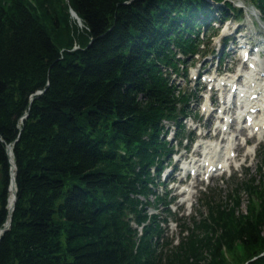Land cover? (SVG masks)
I'll list each match as a JSON object with an SVG mask.
<instances>
[{
  "label": "trees",
  "instance_id": "16d2710c",
  "mask_svg": "<svg viewBox=\"0 0 264 264\" xmlns=\"http://www.w3.org/2000/svg\"><path fill=\"white\" fill-rule=\"evenodd\" d=\"M249 1L264 16V0ZM241 10L234 0H0V229L10 143L17 165L0 264H264V157L260 181L227 201L206 195L207 213L168 252V219L150 212L171 214L156 190L174 148L166 121L181 135L191 112L193 94L173 75L216 12Z\"/></svg>",
  "mask_w": 264,
  "mask_h": 264
},
{
  "label": "rangeland",
  "instance_id": "374dc122",
  "mask_svg": "<svg viewBox=\"0 0 264 264\" xmlns=\"http://www.w3.org/2000/svg\"><path fill=\"white\" fill-rule=\"evenodd\" d=\"M236 1L235 2L238 6H245L243 19L240 22H235L233 19H230L220 23L219 29L215 33L216 35L213 34V30L211 29L207 31L206 36L209 37V39L207 40L206 47L203 49L202 53L200 55L188 56L181 73L178 75H173V79L179 83L182 89L195 91L198 94L196 95L195 99L191 101V114L187 116L186 119L183 117V122L186 124L184 133H186V137L189 136L188 140H184L182 143H180V139L176 138L174 123L166 121V127L168 130H170L166 138L170 141V143L175 145V151H178V155L172 157L171 164L166 170H163L160 175V179L162 182L164 181L166 185L163 183L156 189L157 192L166 197L168 201H173L171 211L172 213L170 214L169 222H167V227H165V239H168V241L172 242L170 246L164 248V250L167 252L168 248L170 250L172 247L178 245L182 238L185 237V235H188V232L183 229V225L186 227H193L194 221L199 220L203 214L207 213V208L203 204V198L206 195H212L215 197V200L227 201L229 199L228 194L236 187L241 186L242 182L246 181L248 178L255 176L260 181L258 164L260 163L261 158L264 157V134H257V136H253L249 140L248 145H245V138H248L247 134L245 135L246 130H239L240 124L237 123L235 124L233 130L226 134L231 136L229 137L230 139H227L224 142H220L221 140H215V138L218 139L219 136L223 135L222 132H219V130L222 127L224 120L217 119V117L214 118V113L209 112L210 110H213L212 108H214L209 99L210 93H214V90L210 92L209 82H204V79L201 78V76L200 78H196V75L199 72L205 75H213L217 67L223 70V75L225 77L232 76L236 72H242L245 74L248 71L246 69V64H242V62H239L238 59H236V62L235 58L237 56V52L231 51V55H228L229 46L231 43L227 45V50L226 47L223 49L221 48L223 37L225 35L231 34L236 27L241 26V28L246 31L245 33L248 32L254 38L253 40L257 42L259 41V34L260 36H264V19L261 18L260 12L256 8L251 7L249 3L244 5L243 0ZM217 14L219 13L217 12ZM218 23L219 22L216 24ZM236 45H238L237 42ZM213 50L216 52L214 55L211 53ZM223 50L226 51L224 52V57L221 64L218 66L219 54ZM232 58H234L233 60L235 61H233ZM229 67H232L230 69L231 73L226 72L228 71L227 69ZM238 67L241 68V71L238 69ZM233 77L236 78L237 75ZM243 80L244 78L242 81ZM239 83L241 82L239 81ZM220 93L215 92L216 99L221 102L223 97L220 96ZM225 105L226 104H223V106ZM222 107L220 108L222 109ZM235 109L236 107L234 106V110ZM236 110L238 111V109ZM208 113H210L209 118ZM215 113L220 114V109L215 110ZM227 113L228 112H226V114ZM226 117L234 118V116ZM197 118H201V120L197 121ZM209 119H211V121ZM217 132L219 133L218 136L216 135ZM231 139L233 140L232 143L230 142ZM216 144L225 147V149L223 148V154L228 151V146L233 144L232 149L237 155L236 157L232 158V161H234V166L227 168L223 176L214 177L210 180L207 179V181L201 182L197 187H194V189H189V183H179L178 177L180 175L177 172L179 170L173 172L171 175L172 177H169H175L174 180L166 181L165 176L170 171H172L174 164L176 163V161L173 160L175 157L184 155L186 160L188 155L191 154L198 145V149L205 152L210 149V146L208 145ZM197 155L198 156H196L195 159H197V163L201 164L203 157H201L200 154ZM168 160L169 159L164 160L163 166L167 164ZM190 181L194 183L196 182V179L192 176H189V182ZM186 188L189 189L188 192L184 191ZM241 196V208L242 211L246 212L248 210L249 198L244 192ZM180 204H182L181 208L179 207ZM164 207L165 205H158L159 209L157 212L160 215L164 214L165 216ZM150 210L152 212L156 211L153 208Z\"/></svg>",
  "mask_w": 264,
  "mask_h": 264
},
{
  "label": "bare ground",
  "instance_id": "6f19581e",
  "mask_svg": "<svg viewBox=\"0 0 264 264\" xmlns=\"http://www.w3.org/2000/svg\"><path fill=\"white\" fill-rule=\"evenodd\" d=\"M234 33H235V31H233L229 35H226V37H229V36L230 37H234L235 36V43L236 42L237 43H240V40L238 39V37H236V34H234ZM246 35L247 34L245 33V36ZM252 62L254 63V67L252 68V70H250V72L247 71L244 76L240 74L239 77H238V79H237V81H239V79H241V77H243L245 79L244 81H246L245 86L248 88L246 90L242 85H240L241 88L243 87L245 89V90L241 91V93H244V92H246V93L245 94H242V96H241V98H240L239 101H242L243 97L249 95L250 93H251L249 95L250 98L252 97V93H257L262 98L264 97V86L261 89V86L264 85V62L262 60H257V61L252 60ZM237 81H234V82H237ZM249 84H250V87H248ZM223 89H224L225 92H227L228 85H225L223 87ZM241 93H240V95H241ZM232 101L233 102H232V104L230 106V109L227 110L226 108H224L223 109V112H225V113L226 112H228V113L232 112L233 113L235 111L234 110V106H236V102H235L236 100L235 99H232ZM240 103H241V112L239 113V116L238 117H240L241 115H244V113L246 111L248 112V109H244V105L247 104V103H249V102H247L246 99H245V102H240ZM254 105H252V106L254 107ZM209 120L211 121V119H209ZM232 123H233V121H231L228 124H229V127L231 126V128L233 129ZM261 124L262 123L255 122L254 125H260V127L263 128L261 126ZM263 132H264V130H260V133H263ZM217 136H218V133H217ZM227 139H226V132L224 133V135L222 137H218V140H221V142H224ZM208 146H210L209 152L206 154V157L203 158V161L206 160L208 162V164H205V163L199 164L197 162H191V163H194L193 166L194 167H197V169H198L199 172L201 171V168H204L205 167L207 169V167H209L210 165L217 166L220 162H222L226 158L225 155H227L228 153H230V151L232 150L231 148L228 147V151L223 154V152H224L223 151L224 146H220V145H215V146L214 145H208ZM195 153L200 154V152H199L198 149L195 150ZM219 169H221V168H219ZM14 171H15V169L13 168V170H12V175L13 176H14ZM171 175H172V173H169L168 174V178L169 177H172ZM13 203H14V188H13V185H12V187L10 189L9 206L11 207L13 205Z\"/></svg>",
  "mask_w": 264,
  "mask_h": 264
},
{
  "label": "water",
  "instance_id": "95a60500",
  "mask_svg": "<svg viewBox=\"0 0 264 264\" xmlns=\"http://www.w3.org/2000/svg\"><path fill=\"white\" fill-rule=\"evenodd\" d=\"M73 12V11H72ZM73 14L77 17V14H75V12H73ZM43 91H39V93H42ZM33 98V97H32ZM12 146H13V143H10L8 144L7 146V150H8V153L9 155L11 156V163H12V168H11V171L13 170V168L15 169L14 171V176L12 175V179H11V185H10V189L13 185V188H14V203L13 205L9 207V211H10V218L9 220L5 223V225L0 229V240H1V235L7 230L9 229L10 225H11V221H12V217H13V211L15 209V203H16V200H17V184H16V169H17V165L13 159V151H12ZM12 174V172H11Z\"/></svg>",
  "mask_w": 264,
  "mask_h": 264
}]
</instances>
